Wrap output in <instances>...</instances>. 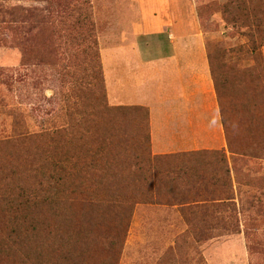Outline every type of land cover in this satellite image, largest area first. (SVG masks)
Listing matches in <instances>:
<instances>
[{
	"label": "rangeland",
	"instance_id": "obj_1",
	"mask_svg": "<svg viewBox=\"0 0 264 264\" xmlns=\"http://www.w3.org/2000/svg\"><path fill=\"white\" fill-rule=\"evenodd\" d=\"M167 1L169 5L163 3ZM222 2L89 0L93 31L64 33L58 42L42 33L34 43L33 63L26 67L21 50L5 44L3 37L11 36L0 29V141L10 140L21 149V174L50 175L55 155L74 156L83 149L105 153L104 160L90 154L74 160L81 184L72 192L65 180L51 192L50 206L36 215L49 224L39 236L46 237L42 252L47 264H60L70 235L90 248L82 264H264V47L259 54L242 52L248 38L224 21ZM145 17L197 21L220 76L232 147L152 162L147 113L112 108L103 57L131 40ZM221 48H234L226 55L225 69ZM21 133L29 134L22 139ZM13 150L4 147L1 155ZM111 158L117 186H99L104 162ZM24 183L28 194L39 188L38 179L26 177ZM32 216L24 206L15 213L0 208V264H35L32 254L29 262L21 252V257L16 252L2 255L14 245L17 227L20 234L42 227L32 223Z\"/></svg>",
	"mask_w": 264,
	"mask_h": 264
},
{
	"label": "crops",
	"instance_id": "obj_2",
	"mask_svg": "<svg viewBox=\"0 0 264 264\" xmlns=\"http://www.w3.org/2000/svg\"><path fill=\"white\" fill-rule=\"evenodd\" d=\"M196 23L145 17L131 40L103 57L111 106L147 110L155 156L228 147L206 37Z\"/></svg>",
	"mask_w": 264,
	"mask_h": 264
},
{
	"label": "trees",
	"instance_id": "obj_3",
	"mask_svg": "<svg viewBox=\"0 0 264 264\" xmlns=\"http://www.w3.org/2000/svg\"><path fill=\"white\" fill-rule=\"evenodd\" d=\"M40 2H47L43 7L30 6L16 4L9 6L5 2H0V29L2 33L11 36V40L3 37L5 44H10L18 47L23 54L22 67L31 65L35 40L44 32H49L54 40L61 41V37L65 36L64 33L83 36L93 31V24L91 21V15L89 11V0H35ZM219 4V10L222 13L223 19L227 24L233 26L234 29H239V34L248 38L246 46L240 49L246 51L248 54H259L260 49L264 47V0H221ZM89 30V31H88ZM77 39V38H76ZM84 38H82L83 40ZM56 49H59V45H56ZM208 48V46H207ZM221 68L225 69L226 64L224 62L227 54H233L234 48L228 50L221 48ZM209 58L211 62L212 75L215 81L216 90L218 93L219 101L221 104L223 124L227 133L228 146L232 147V142L229 139V133L227 128V121L224 115V108L222 104V96L220 92V82L214 63V56L210 52ZM232 58V55L230 56ZM262 78V75H259ZM227 80V78H225ZM113 109L115 107H112ZM127 111H139L143 110L147 113V110L141 107H117L116 109ZM148 120V113H147ZM29 133H21L20 137L26 138ZM64 133H61L62 136ZM12 141H0V145L7 148L14 149L8 155H1L0 151V208L2 212H17L19 208L23 207L27 213L32 214V223L42 224V227L38 229L36 225L33 226L31 234L28 232L21 233V228H16L17 239L12 238L13 244L18 245V248L9 246L7 254L3 251L2 255L8 257L12 252L23 253V258L28 262L29 257L32 254V262L35 264H47L44 260V254L42 249L46 244H43L46 239L43 232L49 229L47 220H38L36 215L44 210L46 206H50L49 201L53 200L51 192L56 193L58 187L65 184V180H68L65 187H71L72 192L78 188V183L81 184L83 175L80 171L78 164L74 163V160L81 159L84 155L90 154L94 159H99L100 156L104 160V152L96 151L89 153V150L77 151L74 156L66 155L65 153L55 155L51 159L52 168L54 171L50 175L46 171L37 173L36 177L31 175L21 174V162L20 154L21 149L18 146L11 144ZM150 143V136H149ZM58 148V147H57ZM151 148V146H150ZM3 154V153H2ZM166 158V156H155L152 162H157L160 159ZM104 162V161H103ZM104 168L106 169L105 178L99 182V186L102 183H106L111 187L117 186L116 180L113 179V175L110 173L113 167V159L104 162ZM92 169H96L97 165H92ZM26 177L32 179H38L39 188L33 194H28L30 187L24 183L20 184L21 180ZM120 184V181H117ZM35 194V195H34ZM39 198V199H38ZM50 198V199H49ZM34 199V200H33ZM40 200V201H39ZM34 209L36 211H34ZM33 210V212H31ZM10 213L9 215H11ZM49 239V237H47ZM73 235L67 238V243L64 246L63 251L59 254L61 259L60 264H82L86 263L87 257L91 255L90 248L85 243L79 245ZM98 242V241H97ZM31 244H36V247L32 250L29 249ZM28 246V247H27ZM29 250H28V249ZM31 258V257H30ZM25 262V261H24ZM26 262V263H28ZM48 264H52L51 262Z\"/></svg>",
	"mask_w": 264,
	"mask_h": 264
}]
</instances>
